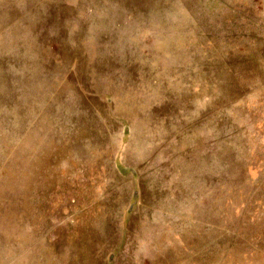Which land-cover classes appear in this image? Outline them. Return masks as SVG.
<instances>
[{"label":"rangeland","instance_id":"rangeland-1","mask_svg":"<svg viewBox=\"0 0 264 264\" xmlns=\"http://www.w3.org/2000/svg\"><path fill=\"white\" fill-rule=\"evenodd\" d=\"M47 1L41 68L0 95V264H264V0ZM33 6L0 3V29ZM186 123L217 139L175 203L122 141Z\"/></svg>","mask_w":264,"mask_h":264},{"label":"crops","instance_id":"crops-1","mask_svg":"<svg viewBox=\"0 0 264 264\" xmlns=\"http://www.w3.org/2000/svg\"><path fill=\"white\" fill-rule=\"evenodd\" d=\"M9 2H15V4L32 2V4L34 5L33 8L28 11V14L20 15V17L17 18L18 22L21 24H24L26 22V25L24 27H22L23 25H17L18 29H22L21 31L17 30V26H15V30L12 31L0 29V95H19L18 92L15 91V83H25L26 85H29L30 83H32V79L34 78L36 71L41 68V65L34 63L35 59L34 57L30 56L29 53L31 52L35 54L36 52L40 51L37 46L38 42L43 40L44 37L48 36L46 27L51 26V24L59 26L61 19L58 16L55 17V15L50 16V14L53 13H50V11L46 10L45 8L46 5H48L47 0H42L41 2L34 0H0V3L2 4H7ZM179 14L181 17L185 15V13L181 12H179ZM57 18L58 22L56 21ZM62 27H64L63 24ZM23 28L27 29L24 30ZM42 72H44V70H42L40 73ZM19 73H24L25 76L21 78ZM44 76H46V74ZM80 95H83V93H80ZM180 127L181 130H184L186 132V134L187 131L191 132L189 135H179L180 137H185L186 140L168 139L167 141H164L162 140V136L160 137L159 134L153 136V132H159L161 126L156 124H140L135 125V130L129 129L128 132H130V134L135 132V135L133 137H131V134L128 140L126 139L122 141L123 148L126 149V152L128 154V159H125V164H129L130 166L135 160L141 159L142 157H144L145 159L146 156L143 155L141 151L146 154L148 148L152 150L153 155L145 161L144 165H150L152 167V171L154 172V165L151 164L155 162L159 163V167H156L157 169L154 172L157 173L158 178L156 180V185L159 187V185L161 184L163 187L162 191H159V194H163L167 188H170V193L175 196V203L177 202L178 197L185 195L190 196L191 192L194 193L196 179L190 172L195 171L194 166L198 167L197 171H207L206 168H204V165L211 163L213 157L212 142H215L213 140L217 139V136L215 137V133H217V130L214 129V126L211 125L204 128L206 130L202 129L203 134L197 135L195 124L186 123L184 125H181ZM219 127L220 130L222 129L221 132L228 131V125L220 124ZM123 131L126 132L127 129H124ZM246 131L248 130L245 129L243 133ZM220 136L223 135L220 134ZM198 137L200 139L196 142V138ZM112 138L113 144L116 147L114 140L117 138L119 139V136L115 134L112 135ZM118 142L121 141L119 140ZM180 144L182 145V147H180ZM122 145L118 143L117 148ZM136 149L140 150V152H136ZM213 150H216V148ZM177 163L187 164V170H184L188 172L185 173L181 169H175ZM141 167H143V165H141ZM258 176L260 175H252V179L255 180ZM190 179L192 181L191 185H193V187L189 186L188 182ZM171 180L174 181L175 184L171 185L169 183ZM173 187H175L176 189L171 191ZM187 201L188 199H185L184 203H186ZM141 227H143L140 231L141 235L138 236L135 241L140 240V242L142 243L143 240H148L150 237H153L154 234L153 232L148 234L149 231L145 230V227L147 228V225L144 226V224L142 223ZM153 238L155 240L160 239V237L158 236H155ZM130 239L131 237H129V243L131 242ZM141 251V254H144L142 249Z\"/></svg>","mask_w":264,"mask_h":264}]
</instances>
